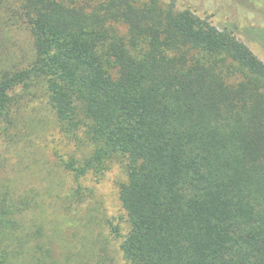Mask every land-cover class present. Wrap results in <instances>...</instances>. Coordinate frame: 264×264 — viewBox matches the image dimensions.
Returning a JSON list of instances; mask_svg holds the SVG:
<instances>
[{"label": "trees", "instance_id": "1", "mask_svg": "<svg viewBox=\"0 0 264 264\" xmlns=\"http://www.w3.org/2000/svg\"><path fill=\"white\" fill-rule=\"evenodd\" d=\"M36 101L61 136L42 149L66 213L88 176L124 172L126 264H264V61L233 30L177 0H0L8 147L35 150ZM20 178L0 176V264H71L54 257L52 188Z\"/></svg>", "mask_w": 264, "mask_h": 264}, {"label": "rangeland", "instance_id": "2", "mask_svg": "<svg viewBox=\"0 0 264 264\" xmlns=\"http://www.w3.org/2000/svg\"><path fill=\"white\" fill-rule=\"evenodd\" d=\"M169 1V0H164ZM180 9L190 7L202 17H207L220 29H231L252 51L264 61V0H177ZM22 44L26 46L24 37ZM42 125L46 129L37 139L33 153L23 145L8 147L0 138V176L20 173L19 185L45 190L48 187L46 215L60 223L57 242H54V257L64 259L73 255L71 264H126L119 246V238L113 233L112 225H119L122 232L128 228L126 214L121 206L118 182L125 174L119 165L108 170L101 179L88 176L83 184L91 190L84 203L66 213L61 207V198L68 190V179L60 175L46 176L53 167L51 151L42 149L47 143L60 141L49 107L45 102L33 103Z\"/></svg>", "mask_w": 264, "mask_h": 264}]
</instances>
